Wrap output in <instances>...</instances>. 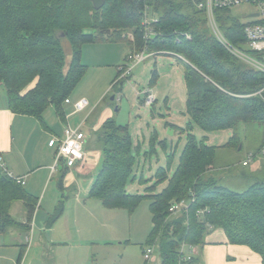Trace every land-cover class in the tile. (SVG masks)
I'll return each instance as SVG.
<instances>
[{"label": "trees", "instance_id": "trees-1", "mask_svg": "<svg viewBox=\"0 0 264 264\" xmlns=\"http://www.w3.org/2000/svg\"><path fill=\"white\" fill-rule=\"evenodd\" d=\"M104 1V6L96 10L90 0H0V85L13 113L43 122L44 112L53 106L64 121L65 100L87 71L82 63L83 46L104 40L128 41L131 54L147 51L176 55L183 61L188 113L205 130L233 129L226 146L241 145L240 126L264 129V73L219 41L206 9L198 8L204 0ZM145 7L156 18L152 23L155 35L149 40L145 39L143 25ZM230 10H214L220 32L231 47L256 56L247 47L246 24ZM108 30L110 34H106ZM129 33L134 35L133 42ZM64 40L71 48L68 64ZM121 74L119 70L117 82L124 80ZM94 135L101 148L102 166L89 197L100 200L105 208L131 212L149 199L154 229L148 245L158 250V264H192L190 250L203 246L207 234L217 229L224 232L230 244L246 246L259 254L264 264V179L244 192H236L206 178L215 166L217 148L199 143L189 134L168 186L158 194L151 190L144 195L130 194L126 184L133 176L136 158L128 127L108 118ZM169 170V165L158 170L157 184L168 178ZM63 177L59 181L61 191ZM182 200L189 201L188 210L171 214L172 203ZM18 202L24 206L26 224L18 223L11 214ZM36 209V198L0 162V234L18 225L30 231ZM63 211L62 201L52 220Z\"/></svg>", "mask_w": 264, "mask_h": 264}, {"label": "rangeland", "instance_id": "rangeland-1", "mask_svg": "<svg viewBox=\"0 0 264 264\" xmlns=\"http://www.w3.org/2000/svg\"><path fill=\"white\" fill-rule=\"evenodd\" d=\"M255 10L254 6L242 5L231 9L230 12L241 23L247 24L258 22L259 18L249 17V14ZM63 47L68 64L71 60V48L67 40L63 41ZM131 51L132 45L128 41L104 40L84 45L82 63L87 67V71L72 93L73 95H84L89 99L93 97L98 99V102L96 100L98 106L91 120L103 117L113 118L118 124L128 127L133 141V154L136 158L133 176L126 184L128 193L144 195L147 190L156 194L161 193L168 186V180L178 168L189 134L194 136L199 143L217 148L215 166L206 174V178L215 179L218 184L236 192H244L257 181L264 179V155L260 154L261 149L264 151V129L262 127L258 125L240 126L238 133L241 145L238 148L226 146L234 135L233 129L205 130L192 120L188 113L185 64L178 56L167 54L151 56L137 64L127 79L117 82L119 68L125 64ZM148 91L156 96L153 106L144 103ZM103 92L104 94L100 97ZM94 146H90L89 173L78 179V186L82 191V204L87 200V196L90 198L91 185L96 180L97 173L102 166V160L98 158L99 153ZM253 153L255 160L250 165L243 166L242 162ZM55 160L54 157L53 166ZM168 165L170 166L168 178L157 184L158 170L167 168ZM61 167L62 164L57 166L58 171ZM51 175L49 180H52V184H56L57 187L61 178L60 173ZM71 190L72 188L66 189L62 193L63 197L58 198V203L52 209L49 207L51 187L48 189L45 187L38 196L32 195L37 200L35 213L36 216L39 213L37 225L40 214L45 216L47 225L55 224L53 222L56 220L52 219L56 216L57 210L59 213L60 202L63 201L64 206L66 205L72 195ZM58 192L60 195L61 191L58 190ZM44 194H46L45 200H43ZM71 199L73 201L74 198ZM90 199H93V204L96 206H89L87 209L80 207V217L82 220L87 218L86 221L90 222H83L81 227L79 226L83 234L81 240L95 242L91 249L85 247L95 258L89 264H157L160 262L157 249L148 262L143 253L150 246L148 245L149 239L154 229L149 199H144L133 212L126 209H108L102 207L100 200ZM70 203L69 215L71 216L75 215L76 211L75 206L72 207ZM18 207L19 205L13 206L12 215L20 223ZM66 215L68 216V211ZM18 226L10 228L9 234L5 235L7 244L17 243L13 240V236L19 232ZM101 227L105 228L102 235L97 231ZM0 238L3 240V237ZM22 241L26 248L31 245L30 242L26 243L25 237ZM102 241L106 245L101 243ZM35 250V246L32 250L30 248L28 261ZM83 250L81 247L80 251L83 252ZM37 253L39 254V250ZM36 261L35 264H38V255Z\"/></svg>", "mask_w": 264, "mask_h": 264}, {"label": "crops", "instance_id": "crops-1", "mask_svg": "<svg viewBox=\"0 0 264 264\" xmlns=\"http://www.w3.org/2000/svg\"><path fill=\"white\" fill-rule=\"evenodd\" d=\"M104 92L101 93L100 97H102ZM69 100L70 103L64 104V121L57 115L55 108L50 106L44 112L43 122H41L32 116L13 113L9 108L5 89L0 85V162L6 171L13 178L22 179L24 181L23 186L26 188L25 190L31 195L38 196L45 187L47 189L51 187L49 197V207L51 209L58 203V198L60 196L63 197L62 193L66 189L72 188V195H70L64 206L62 215L56 219V222H53L55 224L52 226L47 225L45 216L41 214L37 225L38 213L37 216L35 215L36 221L34 216L30 231L23 226L19 227V232H17L16 236H13V240L17 241V243L11 242L7 244L5 241L4 237L7 233L9 234V230L6 233L0 234V237H3V240L0 238V264H35L37 255L39 256L38 264H89V262H93V259H95L91 251L85 248L89 247L91 249L95 242L84 239L82 241L81 236L83 234H81L79 226L81 227V223L83 222H90L86 221L87 218L82 220L80 217V207L87 209L89 206H96V204H93V199L88 198V196L87 200L83 201L84 204H82V191L78 186V179L83 175L87 176L89 173L88 163L91 145H95L94 148L99 153L98 158L102 160L101 148L96 143L94 133L100 129L108 118L90 119L98 106V99L94 97L89 99L84 95L72 94ZM80 100H87L88 106L84 110L77 112L75 103ZM66 126L72 128L81 127V130L85 133L87 138L84 149L85 159L72 168H64L62 166L58 171L55 164L53 166L56 148H51L49 141L53 137L63 138ZM241 148L243 147L241 146ZM98 158L96 156V159ZM64 170L66 172H63ZM54 173H60V177L64 176V190L61 191L59 188V182L56 187V184H52V180H49L52 176L51 174ZM58 190L61 191L60 195ZM45 195L43 200H45ZM71 198H74L73 201H71ZM69 203L72 207L75 206V215H69ZM14 205H19L20 216L18 215V218L21 219L20 223L26 224L27 218L23 204L15 203ZM67 211L68 216L66 215ZM101 228L97 231L102 235L105 232V228ZM48 234L50 235L49 237L47 236ZM24 237L26 243L30 242L31 244L28 248H26L22 241ZM101 243L106 245L104 241ZM33 246L36 247V250L28 261L30 257L29 250L30 248L32 250ZM81 247L84 249L83 252L80 251ZM38 250L39 254L37 253ZM21 254L24 255L19 263ZM188 254L193 258L192 264H262L259 254L246 246L230 244L224 232L219 229L210 231L206 236L205 244L201 247H194Z\"/></svg>", "mask_w": 264, "mask_h": 264}, {"label": "built area", "instance_id": "built-area-1", "mask_svg": "<svg viewBox=\"0 0 264 264\" xmlns=\"http://www.w3.org/2000/svg\"><path fill=\"white\" fill-rule=\"evenodd\" d=\"M242 5L254 6L256 10L250 13L249 16L257 14L256 17L259 18L258 22L247 23L244 28L247 47L252 52H255L256 56H250L231 47L220 32L214 16L215 9H233ZM198 8L206 9L209 25L213 33L227 49H229L233 54L246 62L252 68L264 73V0H204V2L198 4ZM143 16V25L145 26V39L149 40L155 35L152 23L156 22V18L150 15V10L148 7H145ZM128 38L130 41H134V35L132 33L128 34ZM151 56H154V54H149L147 53V51L129 54L125 60V64L119 68V70L122 71L120 79H125L129 74H131L133 68L137 64ZM155 102V94L151 91L146 92L145 104L152 105ZM65 103H70V100L66 99ZM87 106V100H80L75 103V109L77 112L84 110ZM86 141V135L81 130V127L72 128L70 126H66L64 129L63 138L53 137L49 141V146L51 148H56L55 167L59 166L60 164H64L66 168H72L79 162L83 161L85 159L84 149ZM261 153H263L264 155V151ZM254 160L255 154H249V156L242 162V164L243 166H248ZM17 182L22 185L24 184V181L22 179H17ZM189 206V201L185 200L172 203L170 207V213L178 214L180 212L187 211ZM143 253L145 260L147 262L150 261L155 253V245L148 246V248H146ZM190 258L191 257L188 256L186 259L190 260Z\"/></svg>", "mask_w": 264, "mask_h": 264}, {"label": "water", "instance_id": "water-1", "mask_svg": "<svg viewBox=\"0 0 264 264\" xmlns=\"http://www.w3.org/2000/svg\"><path fill=\"white\" fill-rule=\"evenodd\" d=\"M90 1L92 2L93 6L96 10H100L105 4L104 0H90ZM256 16H257V14H253V15H250L249 17H256ZM106 34H110V30H108L106 32Z\"/></svg>", "mask_w": 264, "mask_h": 264}]
</instances>
